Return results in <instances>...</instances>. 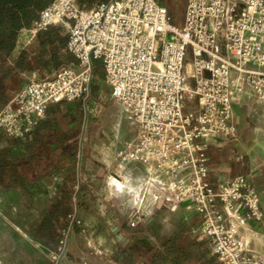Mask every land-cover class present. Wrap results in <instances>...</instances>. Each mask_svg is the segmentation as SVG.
<instances>
[{
    "label": "built area",
    "instance_id": "obj_1",
    "mask_svg": "<svg viewBox=\"0 0 264 264\" xmlns=\"http://www.w3.org/2000/svg\"><path fill=\"white\" fill-rule=\"evenodd\" d=\"M56 25L76 66L23 83L0 108V132L24 142L50 104L86 102L99 62L134 128L120 160L155 164L171 176L166 200L195 210L200 223L191 233L207 238L221 264H261L237 236L242 221L261 220L260 195L244 175L213 185L207 151L209 138L235 133L230 87L264 92V0H186L180 25L157 0H106L89 9L51 0L17 40L25 47ZM187 95L192 110L184 108ZM57 250L54 264L63 254Z\"/></svg>",
    "mask_w": 264,
    "mask_h": 264
},
{
    "label": "crops",
    "instance_id": "obj_2",
    "mask_svg": "<svg viewBox=\"0 0 264 264\" xmlns=\"http://www.w3.org/2000/svg\"><path fill=\"white\" fill-rule=\"evenodd\" d=\"M157 1L167 8L172 18L178 7L182 8L183 18L186 0ZM22 48L19 39L13 52L14 57ZM21 77L26 81L39 77V74L36 71L24 72ZM229 92L231 124L235 133L228 138L208 139L209 179L213 185H216L230 177L244 175L253 183L260 195L263 216L259 222L242 221L237 236L244 243L245 248L259 257L261 264H264V92L262 95H257L248 85H234L230 87ZM48 107H69L72 114L74 107H83V120L78 140V167L83 151L87 155V161H95L101 165L94 174L92 169H88V173L82 178L78 169V181H82L88 190L89 201L79 212L80 215L85 213L81 216L83 227L78 232L74 231L73 236L69 237L70 247L64 255L65 264H103L99 261L101 257L114 259L110 263L107 260L108 263L104 264H150L153 256L158 253L167 255V264H221L213 254L207 238L191 233V230L200 223L199 215L190 206L174 205L166 200L162 188L170 181L171 176L153 169L152 164L124 163L132 165L134 169L138 168L139 172L135 178L132 173L127 175L126 182L121 185L125 187V191H119L116 187V195L120 198L116 208L121 221L115 228L108 227V219L101 215L104 213L102 210L107 201L101 200L104 188L100 186V181L111 165V157L108 154L91 152L90 143L84 137L86 104L84 101L59 102ZM83 125H85L84 131ZM75 126L76 123H70L68 119L60 123L63 132ZM63 157L64 155L61 156ZM69 168L70 164L67 163L65 167L30 185L0 191V208L8 214L9 221L14 224L13 228L10 223L7 224L0 218V264H43V258L50 249L44 246L33 232H30L23 215L31 206L38 204V207H43L40 202L43 201L44 195L41 193L44 188L41 187L46 179L55 175L65 177L69 173ZM178 176L186 177L187 173L182 172ZM63 183L64 180L60 187ZM140 197L144 202L143 208H139L134 203ZM128 199L133 203L128 204ZM114 229L120 233L109 238ZM152 230L158 238L167 240V246L159 248L153 243L142 242L141 236L149 234ZM117 237L122 241L117 242L115 240ZM7 240L17 244L20 254L14 260L5 251L4 244ZM114 244L118 248H114Z\"/></svg>",
    "mask_w": 264,
    "mask_h": 264
},
{
    "label": "trees",
    "instance_id": "obj_3",
    "mask_svg": "<svg viewBox=\"0 0 264 264\" xmlns=\"http://www.w3.org/2000/svg\"><path fill=\"white\" fill-rule=\"evenodd\" d=\"M50 1L0 0V106L7 104L21 87L24 72L36 71L44 79L64 67L76 66V59L66 48L67 35L57 25L39 32L31 44L23 47L16 57L13 55L19 32L31 27ZM103 1L106 0H78V6L89 9ZM92 66L91 88L95 80L103 79L101 64L94 61ZM82 110L83 107H74L72 114L69 107H48L45 117L37 122L24 142L0 132V191L25 187L70 164L61 187L65 196L59 207L49 206L46 217L34 233L50 250L55 249L62 231L70 233L75 229L71 216L77 217L89 201L88 190L78 181V169L82 178L88 169L94 174L101 168L99 163L87 161L84 151L78 167ZM65 119L76 123L67 132L60 129ZM150 264H167V255H154Z\"/></svg>",
    "mask_w": 264,
    "mask_h": 264
},
{
    "label": "rangeland",
    "instance_id": "obj_4",
    "mask_svg": "<svg viewBox=\"0 0 264 264\" xmlns=\"http://www.w3.org/2000/svg\"><path fill=\"white\" fill-rule=\"evenodd\" d=\"M173 21L175 24L180 25L182 22V8L178 7L176 13H174ZM34 78H40L34 77ZM33 79V78H30ZM30 79L23 81V83L29 81ZM43 79V78H40ZM22 83V84H23ZM22 86V85H21ZM86 107V131L84 134L85 139L90 143L91 152L93 154L104 153L108 154L111 157V165L107 168L106 173L102 177L100 181V186L104 189L103 196L101 200L104 201V207L102 212H104L103 217L108 219V227L115 228L120 223V215L117 212L116 203L120 200L116 195V187L119 191H125V187L121 186L127 180V175L130 173L134 174L133 178L138 174V168L134 169L130 164H124L120 158L118 157L119 151L122 149L124 143L129 140L132 135H134V128L131 122V119L128 116V113L121 108V106L116 101L115 91L112 87L106 84L104 79H97L92 83V88L90 92V96L85 102ZM184 108L187 110L194 109V99L190 98L189 95L186 96L184 101ZM1 107V106H0ZM153 169L162 171L157 165L152 164ZM64 177L62 175H55L53 177H49L43 184L44 188L42 193L44 195L43 201L40 202L43 207H38L36 204L29 207L25 214L23 215L26 220V225L29 228L30 232L36 233V229L41 223V221L46 217V213L48 211L49 206H57L59 207L61 203V199L65 196L60 187L63 182ZM145 190V189H144ZM128 204H132V200H127ZM139 208H143L144 205L141 197L134 201ZM142 205V206H141ZM60 211V209L58 208ZM106 211V213H105ZM108 212V213H107ZM85 213L79 214V216H75V229L70 233L67 230L62 231L57 243L55 245L54 250H48L43 258V264H54L55 261L52 260V253L58 251L57 248L61 246V252H63L61 258L57 261L58 264H65L66 260L64 259V255L69 246V237H72L74 231L78 232L83 227L81 216ZM0 218L14 228V224L9 221L8 214L4 213L0 208ZM72 220V218H71ZM120 232L114 229L111 232L112 238L114 235L119 234ZM7 234L5 238L7 239ZM143 237V243H153L155 247H165L167 246V240L165 238H158L155 234L154 230H152L149 234H146ZM64 239V244L61 245L60 241ZM117 242H121V238H116ZM109 242V241H108ZM16 245V246H15ZM118 248L114 244V248ZM128 247V246H127ZM5 251L9 253L12 257V260L15 257H18L20 254L17 249V244L14 241H6L4 244ZM113 248V249H114ZM113 258L115 251L112 252ZM101 257V256H100ZM109 263L112 260L109 257H101L99 260L101 263ZM131 262V260H128ZM128 262V263H129Z\"/></svg>",
    "mask_w": 264,
    "mask_h": 264
},
{
    "label": "water",
    "instance_id": "obj_5",
    "mask_svg": "<svg viewBox=\"0 0 264 264\" xmlns=\"http://www.w3.org/2000/svg\"><path fill=\"white\" fill-rule=\"evenodd\" d=\"M85 112H86V110H85ZM86 118H87V115L85 113V115H84V121H86ZM84 129H85V125H83V131H84Z\"/></svg>",
    "mask_w": 264,
    "mask_h": 264
}]
</instances>
